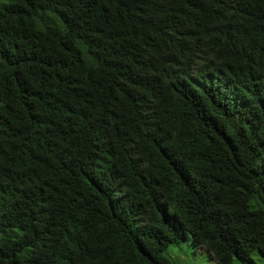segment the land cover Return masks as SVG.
<instances>
[{
  "label": "trees",
  "instance_id": "obj_1",
  "mask_svg": "<svg viewBox=\"0 0 264 264\" xmlns=\"http://www.w3.org/2000/svg\"><path fill=\"white\" fill-rule=\"evenodd\" d=\"M188 236L264 263V0H0V264Z\"/></svg>",
  "mask_w": 264,
  "mask_h": 264
},
{
  "label": "rangeland",
  "instance_id": "obj_2",
  "mask_svg": "<svg viewBox=\"0 0 264 264\" xmlns=\"http://www.w3.org/2000/svg\"><path fill=\"white\" fill-rule=\"evenodd\" d=\"M164 254L171 264H211L204 248L193 247L189 236L176 245H169ZM232 264H250V262L242 263L234 258Z\"/></svg>",
  "mask_w": 264,
  "mask_h": 264
}]
</instances>
